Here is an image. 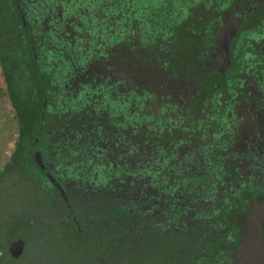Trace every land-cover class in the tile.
<instances>
[{"label": "flooded vegetation", "instance_id": "1", "mask_svg": "<svg viewBox=\"0 0 264 264\" xmlns=\"http://www.w3.org/2000/svg\"><path fill=\"white\" fill-rule=\"evenodd\" d=\"M10 5L47 76L19 165L46 220L98 264H238L256 214L264 237V0Z\"/></svg>", "mask_w": 264, "mask_h": 264}, {"label": "trees", "instance_id": "2", "mask_svg": "<svg viewBox=\"0 0 264 264\" xmlns=\"http://www.w3.org/2000/svg\"><path fill=\"white\" fill-rule=\"evenodd\" d=\"M35 61L31 38L23 24L20 9L11 5L1 6L0 0V62L9 97L16 111L18 128L22 133L5 171L12 169L15 164L31 162L29 155L23 151L25 146L35 139V129L41 120L42 107V101H39L41 94L39 96L38 93L42 92V87L45 81L47 82L46 72L43 70L39 72ZM53 222L46 220L44 215L39 220L23 216L14 220L12 228L5 233L2 232L0 225V264H21L26 259L28 264H98L83 246V241L78 238V235L71 232L67 222H62L58 226V231L49 232V223ZM17 226L23 228L19 234L12 231L13 227ZM39 226L43 228L40 232ZM74 233L77 235L76 238ZM19 237L26 241L27 246L24 253L16 258L9 252L7 241ZM28 242H31V253L28 252ZM57 243L61 248L55 245Z\"/></svg>", "mask_w": 264, "mask_h": 264}, {"label": "rangeland", "instance_id": "3", "mask_svg": "<svg viewBox=\"0 0 264 264\" xmlns=\"http://www.w3.org/2000/svg\"><path fill=\"white\" fill-rule=\"evenodd\" d=\"M37 69L40 71V66ZM16 118V111L9 97L7 83L0 62V176L5 171L6 165L11 161L16 149L19 131ZM20 166L17 164L13 165V168L6 170L0 179V225L3 233L12 228L14 220L23 216L31 219H40L44 213L48 214L49 211V206L39 198L34 185L32 186L28 182L30 178L28 173H24L22 171L23 167ZM49 216L51 215L49 214ZM61 224L53 222L52 227H56L55 231H58L57 227ZM12 231L15 234H19L23 231V228L20 226L13 227ZM38 231H42V228L41 230L38 229ZM38 241H40L39 237ZM30 244L31 242H28V252L31 253ZM58 244L55 245L60 247ZM21 264H28V260H24Z\"/></svg>", "mask_w": 264, "mask_h": 264}, {"label": "water", "instance_id": "4", "mask_svg": "<svg viewBox=\"0 0 264 264\" xmlns=\"http://www.w3.org/2000/svg\"><path fill=\"white\" fill-rule=\"evenodd\" d=\"M229 42H230V37L226 38L222 42V46L224 48V56L225 59H228L229 57ZM255 220L251 223V230H250V235L249 237L246 238V240L253 242L254 244H249L246 243L243 248L238 252V264H256L252 263L249 259V252L247 251L249 247H254L255 248V243L257 247H263L264 249V237L262 236V224H263V218H261L260 215L256 214ZM25 244L26 241L23 238H19L14 240L11 243V246L9 248V252L12 254L13 257L18 258L19 256L22 255L25 249Z\"/></svg>", "mask_w": 264, "mask_h": 264}]
</instances>
